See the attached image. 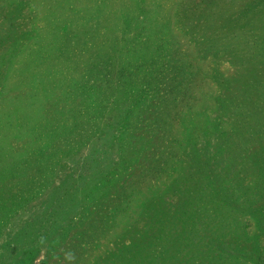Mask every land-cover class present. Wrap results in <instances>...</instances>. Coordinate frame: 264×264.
<instances>
[{"label":"rangeland","instance_id":"rangeland-1","mask_svg":"<svg viewBox=\"0 0 264 264\" xmlns=\"http://www.w3.org/2000/svg\"><path fill=\"white\" fill-rule=\"evenodd\" d=\"M0 264H264V0H0Z\"/></svg>","mask_w":264,"mask_h":264}]
</instances>
